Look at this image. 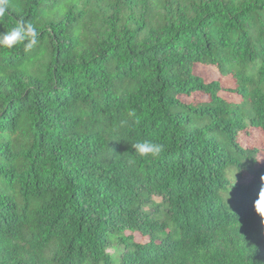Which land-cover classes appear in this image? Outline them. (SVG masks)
I'll return each instance as SVG.
<instances>
[{"label": "trees", "instance_id": "obj_1", "mask_svg": "<svg viewBox=\"0 0 264 264\" xmlns=\"http://www.w3.org/2000/svg\"><path fill=\"white\" fill-rule=\"evenodd\" d=\"M19 19L0 264H264V0H8L0 32Z\"/></svg>", "mask_w": 264, "mask_h": 264}, {"label": "clouds", "instance_id": "obj_2", "mask_svg": "<svg viewBox=\"0 0 264 264\" xmlns=\"http://www.w3.org/2000/svg\"><path fill=\"white\" fill-rule=\"evenodd\" d=\"M8 12V0H0V17ZM39 32L30 21L19 19L9 30L0 32V49H12L22 44L29 51L39 44ZM135 155L141 158H157L164 151V145L150 140L138 141L131 144ZM254 211L264 215V184L259 186L256 198L253 200ZM264 223V221H262Z\"/></svg>", "mask_w": 264, "mask_h": 264}, {"label": "rangeland", "instance_id": "obj_3", "mask_svg": "<svg viewBox=\"0 0 264 264\" xmlns=\"http://www.w3.org/2000/svg\"><path fill=\"white\" fill-rule=\"evenodd\" d=\"M207 74L209 75L210 78H213V77H216L217 76V72L215 71V69L213 68H209L208 71H207ZM232 176L237 179V176H235L234 174H232ZM243 181L246 183H248L250 181V178L248 176H246ZM155 201L156 202H161V199L156 197L155 198Z\"/></svg>", "mask_w": 264, "mask_h": 264}]
</instances>
